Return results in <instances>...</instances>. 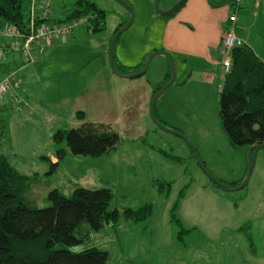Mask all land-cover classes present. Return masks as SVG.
I'll use <instances>...</instances> for the list:
<instances>
[{
    "label": "rangeland",
    "instance_id": "obj_1",
    "mask_svg": "<svg viewBox=\"0 0 264 264\" xmlns=\"http://www.w3.org/2000/svg\"><path fill=\"white\" fill-rule=\"evenodd\" d=\"M75 1L52 0L53 14L63 17ZM87 1L105 12L104 29L111 39L133 12L132 24L115 44L119 64H133L148 52L146 61L162 52L160 35L165 21L155 13V0ZM178 1L159 0V10H169ZM191 2L187 0L186 6ZM254 13L245 0L238 16L243 24L239 35L248 39L255 37L250 34ZM262 22L260 16L257 27ZM256 32V37L264 34L262 29ZM66 38L52 41L54 54L47 60L39 57L44 61L39 69L40 74L44 72L41 83L33 84L24 95L19 90L24 97L13 96L15 108L11 93L0 94V121L7 132L0 142V155L26 178L19 192L21 201L42 209L49 206L46 198L53 190L70 197L76 188L109 189L113 199L108 211H117L118 221H107L98 233L84 226L75 232L83 241L80 249L106 252L107 264H264V149L255 154L247 185L233 190L246 176L249 147H232L222 131L218 81L210 85L196 74L188 77L192 67H183L173 56L175 78L157 101L155 118L180 133V138L152 122L151 100L144 105L141 100L146 97L145 89H119L103 76L95 87L89 86L88 77L78 73L88 62L87 54L82 55L88 44ZM168 67L157 56L143 77L157 81L164 72L168 75ZM3 77L0 70V80ZM187 77L189 82L183 83ZM131 91L138 94L135 99ZM83 124L109 128L119 138L116 148L89 158L72 155L65 141H54L57 132ZM193 152L211 178L232 190L214 184ZM181 192L175 211L177 225L170 212ZM147 205L151 211L146 220L133 223L123 218L124 210L137 211Z\"/></svg>",
    "mask_w": 264,
    "mask_h": 264
},
{
    "label": "trees",
    "instance_id": "obj_2",
    "mask_svg": "<svg viewBox=\"0 0 264 264\" xmlns=\"http://www.w3.org/2000/svg\"><path fill=\"white\" fill-rule=\"evenodd\" d=\"M207 1L211 7L228 5L235 10L234 0ZM39 5L37 0L34 5L31 0H0V19L26 34L31 29V10L39 13ZM33 16V28L46 26ZM62 16L54 14L48 19L47 26L87 17L91 33L104 30L105 12L87 0H76ZM123 26L120 25L115 33ZM57 39H51L49 44ZM143 66L144 63L126 69V73L140 71ZM169 78L170 69L164 83L153 91L151 99ZM218 115L222 131L232 147L250 148L264 144V62L250 46L231 50V66L223 77ZM6 134V126L0 121V142ZM53 139L56 143L65 141L72 155L89 158L108 154L119 141L117 134L109 128L96 124L59 131ZM25 181L26 178L0 155V264H107L109 255L106 252L94 247L80 249L83 241L75 232L84 226L89 232L98 233L107 221L113 224L118 221L119 213L108 211L113 199L111 191L76 188L70 197H65L53 190L46 198L49 206L39 209L28 207L21 201L19 192ZM182 197L181 192L170 212L172 223L177 225L180 222L175 211ZM150 211L151 206L147 205L137 211L126 209L122 215L125 220L138 223L146 220Z\"/></svg>",
    "mask_w": 264,
    "mask_h": 264
},
{
    "label": "crops",
    "instance_id": "obj_3",
    "mask_svg": "<svg viewBox=\"0 0 264 264\" xmlns=\"http://www.w3.org/2000/svg\"><path fill=\"white\" fill-rule=\"evenodd\" d=\"M249 8H253L255 11L250 28V34L253 33L255 37L252 38L250 35L251 39H248L246 35H239L240 28L243 26V24L240 25L242 22L240 20L235 25L234 34L242 38L245 45L252 47L255 54L264 62V34H262V37L259 35L256 37L257 29L264 31V25H262L264 24V0L249 1ZM232 12L233 9L228 5L211 7L207 0H193L187 6L185 3L170 18L165 19L161 17L165 22L162 25L160 35V51L167 53L171 58L175 56L183 67L190 65L192 68L188 72V77H192L191 74H196L205 80V84L210 85L218 81V87L221 88L224 77L221 66V43L225 32L229 30L228 18ZM260 16H262L263 22L260 27H257V21ZM1 23L0 20V27L2 28ZM244 24H246L245 20ZM253 29L255 30L253 31ZM116 30L113 31V35ZM66 39L87 42V52L84 51L82 55L87 54L88 62L78 73L88 77L87 82L91 87H95L96 81L103 76L105 82L117 86L119 89L121 87H126L127 90L130 87L136 90L140 88L139 90L142 89V91L145 89L143 93L145 92L146 97L141 96L142 104L144 105L146 100L149 103L153 91L163 84L167 76V72H164L163 76L161 74L159 76L160 78L154 81V83L143 76L127 80L114 75L109 66V44L111 36L105 32V29L96 34H89L85 28H78ZM10 42V38L1 37L0 35V44H8ZM51 45V42L48 46L42 44L43 52L41 55L33 51L31 57L20 54H6L0 58V70L4 74L0 82L11 79V90L9 93H11L10 100L13 106L12 96L16 95L21 99L24 97L20 94L19 90H22L24 95L28 92L26 89L30 90L33 84L41 83L40 76L44 72L40 74L39 69L44 66V61L41 62L39 57L47 60L50 55H53L54 50H52ZM148 54L147 52L145 57L141 56L133 64L129 65L124 64L121 60L122 63L119 64L117 59H115L117 73L120 76L129 75L125 70L140 67ZM188 77L183 83L189 82ZM132 94L133 99L138 95L133 92ZM23 101L26 103V106L30 103L27 98ZM1 104L4 105V103Z\"/></svg>",
    "mask_w": 264,
    "mask_h": 264
},
{
    "label": "built area",
    "instance_id": "obj_4",
    "mask_svg": "<svg viewBox=\"0 0 264 264\" xmlns=\"http://www.w3.org/2000/svg\"><path fill=\"white\" fill-rule=\"evenodd\" d=\"M34 1L32 0V5H34ZM236 5H240L242 0H234ZM51 0H40L39 5V13H35L34 10H31L32 19L30 21L31 29L29 32L24 35L18 32L15 28L9 27L3 31V35L8 38H15L19 41H14L8 45H0V57L8 53H20L23 55H29L32 50L38 48L41 41H49L54 38L70 36L74 29L79 27L88 26V18L82 17L77 20H73L69 23L47 26L46 22L48 21L51 11ZM35 15L40 21L45 23L39 28H33L35 23L34 16ZM237 20L236 15H231L229 18V22L235 23ZM91 31L92 29L89 28ZM243 40L236 37L233 33H227L223 38V48L221 50L222 69L227 72L231 66V50L235 47L243 46ZM10 89V83L8 80L0 83V93H6Z\"/></svg>",
    "mask_w": 264,
    "mask_h": 264
},
{
    "label": "water",
    "instance_id": "obj_5",
    "mask_svg": "<svg viewBox=\"0 0 264 264\" xmlns=\"http://www.w3.org/2000/svg\"><path fill=\"white\" fill-rule=\"evenodd\" d=\"M186 1L187 0H179L169 10L161 11V10H159V7H158L159 0H155V2H154V10H155L156 15L159 16V17H162V18L170 17V16H173L186 3ZM133 18H134L133 12L130 10L129 21L114 34V36L112 37V39L110 41V44H109V65H110L111 72L114 75H116L117 77H120L122 79L129 80V79L140 78V77L144 76V74L147 72V70L149 69V65L151 64V61L155 57H157V56L163 57L167 61L168 65H169L170 78H169L168 82L151 99L150 105H149V116H150V119L152 120V122L158 128H160L161 130H163L165 132L172 133V134H174V135H176V136H178L180 138H183V136L180 133H178V132H176L174 130H171L169 128H166L165 126H163L160 123H158L156 118H155V105H156L157 101L161 98V96L165 93L167 88L170 85H172V83L174 81V78H175V67H174L173 61L170 58V56L167 53H165V52L152 54L145 61L142 70L134 72V73H131V74L126 75V76H120L117 73V71H116L115 60H114L115 44H116L119 36L130 27V25L133 22ZM261 149H264V144L258 145V146H253V147L249 148L248 170H247L246 176H245L244 180L241 182V184L238 187H236L235 189H233V190H236V191L242 190L247 185L249 177H250V174H251V171H252V166H253L255 154ZM194 155H195V158H196V161L198 162V164L201 166L203 171L209 176V174L207 173V171L205 170V168L203 166V163L199 160V158L197 157V155L195 153H194ZM209 178L214 182V184L218 185L223 190H225V191L232 190V189H230L228 187H225L220 182H218L217 180L211 178L210 176H209Z\"/></svg>",
    "mask_w": 264,
    "mask_h": 264
},
{
    "label": "bare ground",
    "instance_id": "obj_6",
    "mask_svg": "<svg viewBox=\"0 0 264 264\" xmlns=\"http://www.w3.org/2000/svg\"><path fill=\"white\" fill-rule=\"evenodd\" d=\"M241 6L242 5H236V6H234L235 7V10H233L232 15L238 16L239 15V10H240V7ZM243 43L245 44L244 41H243ZM222 48H223V40H222V43H221V50H222Z\"/></svg>",
    "mask_w": 264,
    "mask_h": 264
}]
</instances>
